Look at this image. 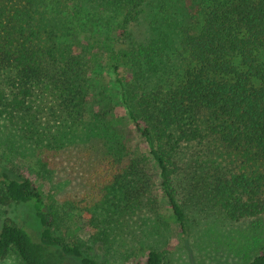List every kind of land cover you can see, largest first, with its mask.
I'll list each match as a JSON object with an SVG mask.
<instances>
[{"label":"trees","instance_id":"obj_1","mask_svg":"<svg viewBox=\"0 0 264 264\" xmlns=\"http://www.w3.org/2000/svg\"><path fill=\"white\" fill-rule=\"evenodd\" d=\"M149 3L0 0V117L26 123L43 113L41 108L36 113V107L53 96L68 111L81 108L92 65L105 59L102 53L113 52L109 37L114 32L116 42L131 41L133 25L139 23ZM192 5L196 10L190 17L176 12L171 17L183 20L174 27L170 21V32L174 35L177 29L176 34L180 33L177 51L185 55L178 78L131 102L125 98L183 233L186 214L174 183L184 145L201 146L214 140L230 150L245 152L263 171L214 176L208 198L212 207L233 222L264 215V0H193ZM162 34L163 41L169 40ZM169 46L166 41L165 48ZM159 50L163 48L156 44L146 46L140 58L160 60ZM121 58V63L133 67L128 54ZM121 63L113 66L117 75ZM201 114L208 116L204 124ZM0 186V203L31 207L41 227L36 238L12 220L4 223L0 261L14 251L23 264H103L82 245L53 234V216L42 191L31 180L12 178L0 170ZM135 264L165 263L158 251L151 250L145 262ZM250 264H264V254Z\"/></svg>","mask_w":264,"mask_h":264},{"label":"rangeland","instance_id":"obj_2","mask_svg":"<svg viewBox=\"0 0 264 264\" xmlns=\"http://www.w3.org/2000/svg\"><path fill=\"white\" fill-rule=\"evenodd\" d=\"M192 1L150 0L133 25L131 41L116 42L117 34L110 33L113 52L102 53L105 59L92 65L87 96L78 110H66L53 96L35 109L44 112L26 123L0 117V170L31 180L53 216V234L82 245L100 263L145 262L151 250L158 251L165 264H250L264 254V215L233 222L208 198L214 176L263 170L245 152L214 140L184 145L174 183L186 214L183 233L125 102L178 78L185 55L177 51L180 33L170 32V21L174 27L183 20L172 18L176 12L190 17L196 10ZM162 33L169 37L167 49ZM151 44L163 48L160 60L140 58L142 48ZM123 54L130 56L133 67L121 63ZM117 63H121L119 75L113 72ZM207 121L208 116L201 114L200 122ZM2 193L0 186V197ZM9 220L38 238L41 227L31 207L0 203V229ZM0 264L23 263L11 251Z\"/></svg>","mask_w":264,"mask_h":264}]
</instances>
